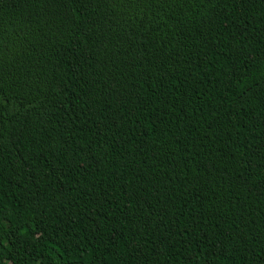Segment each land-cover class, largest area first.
I'll return each instance as SVG.
<instances>
[{
	"label": "trees",
	"instance_id": "obj_1",
	"mask_svg": "<svg viewBox=\"0 0 264 264\" xmlns=\"http://www.w3.org/2000/svg\"><path fill=\"white\" fill-rule=\"evenodd\" d=\"M0 264H264V0H0Z\"/></svg>",
	"mask_w": 264,
	"mask_h": 264
}]
</instances>
